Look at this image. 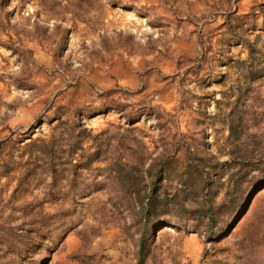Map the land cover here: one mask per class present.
I'll list each match as a JSON object with an SVG mask.
<instances>
[{
    "label": "rangeland",
    "instance_id": "374dc122",
    "mask_svg": "<svg viewBox=\"0 0 264 264\" xmlns=\"http://www.w3.org/2000/svg\"><path fill=\"white\" fill-rule=\"evenodd\" d=\"M0 264H264V0H0Z\"/></svg>",
    "mask_w": 264,
    "mask_h": 264
},
{
    "label": "trees",
    "instance_id": "16d2710c",
    "mask_svg": "<svg viewBox=\"0 0 264 264\" xmlns=\"http://www.w3.org/2000/svg\"><path fill=\"white\" fill-rule=\"evenodd\" d=\"M155 199H156V198H152V199H150L151 201H150L149 204L147 205V206H148V207H147V210H148V212H149L148 215H150L151 212H153V211H152V206H153L152 204H153V202H154V203H155V202L158 203V201H155ZM153 210H154V209H153Z\"/></svg>",
    "mask_w": 264,
    "mask_h": 264
}]
</instances>
